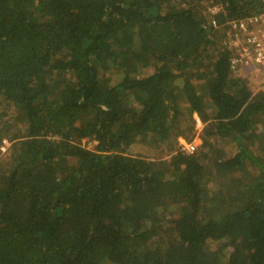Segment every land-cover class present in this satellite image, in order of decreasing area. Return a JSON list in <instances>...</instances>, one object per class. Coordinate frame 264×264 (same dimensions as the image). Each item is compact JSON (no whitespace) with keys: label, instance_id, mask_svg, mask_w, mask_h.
<instances>
[{"label":"trees","instance_id":"1","mask_svg":"<svg viewBox=\"0 0 264 264\" xmlns=\"http://www.w3.org/2000/svg\"><path fill=\"white\" fill-rule=\"evenodd\" d=\"M263 12L0 0V264H264V89L218 28ZM193 114L194 151L133 152L191 142Z\"/></svg>","mask_w":264,"mask_h":264},{"label":"built area","instance_id":"2","mask_svg":"<svg viewBox=\"0 0 264 264\" xmlns=\"http://www.w3.org/2000/svg\"><path fill=\"white\" fill-rule=\"evenodd\" d=\"M212 13L217 11L216 6L210 8ZM214 27L215 21L212 20ZM224 31L223 43L230 50V66L234 72H246L251 70L258 74L261 82L254 89V94L264 89V12L244 19L222 23L218 27ZM200 138L186 143L182 140V146L188 151H194Z\"/></svg>","mask_w":264,"mask_h":264},{"label":"rangeland","instance_id":"3","mask_svg":"<svg viewBox=\"0 0 264 264\" xmlns=\"http://www.w3.org/2000/svg\"><path fill=\"white\" fill-rule=\"evenodd\" d=\"M252 73L253 72L246 73L245 75H249L248 77L244 76V73H242L243 74L242 76H244L247 80H249V79H251ZM253 83H254V81H252L251 87L253 86L254 87L253 89H255V87L258 84L256 85V84H253ZM190 117L194 119L193 125H194V132L196 131L195 135L198 134V136L201 138L202 130H204L203 128L206 125L202 124V126L200 125L201 127L199 126L200 120H199V118L197 117L196 114H193ZM189 119H186V120H189ZM186 125H188V126L192 125L191 120L188 123H186ZM260 131H264V123H261V124L258 125L257 132H260ZM194 139H195V136H194ZM182 140H184V139L180 137V138L177 139V143H174V142H164V143H159V144L152 143L149 146H144L142 144H139V142H137V144L133 145V149L132 150H133L134 153L143 154L148 159L153 160V161H158V160L169 161L170 157H171V155L173 153L172 151H173V149L176 146L177 147H179V146L184 147V145L182 146ZM259 141H257V142L259 143ZM3 143H4V146L1 149L2 151H4V149L9 145V142H8L7 139H4ZM82 144H86V146H88L90 148H92L93 145H94V143L92 141H89L88 139H83L82 140ZM200 144H201V139H200V141H198V145H200ZM0 159H1V157H0ZM0 165H1V163H0Z\"/></svg>","mask_w":264,"mask_h":264},{"label":"crops","instance_id":"4","mask_svg":"<svg viewBox=\"0 0 264 264\" xmlns=\"http://www.w3.org/2000/svg\"><path fill=\"white\" fill-rule=\"evenodd\" d=\"M248 72L251 73L252 71H251V70H247L246 72H241V74L244 73V76L248 77L249 75H245V74L248 73ZM242 75H243V74H242ZM251 79H252V80H251ZM251 79L248 80V82L250 83V85H252V81H254L253 84H256V85L259 84V83L261 82V78H260V77L258 76V74H256L255 72L252 73V75H251ZM250 87H251V86H250ZM253 88H254V87L252 86V87H251V90H252V93L254 94V89H253ZM255 88H256V87H255ZM261 90H262V89H261ZM259 91H260V90H258L257 92H259ZM257 92H256V93H257ZM202 124H203V123L200 121V122H199V126H200V125L202 126ZM201 126H200V127H201ZM195 136H196V135H195ZM197 136H198V134H197Z\"/></svg>","mask_w":264,"mask_h":264}]
</instances>
